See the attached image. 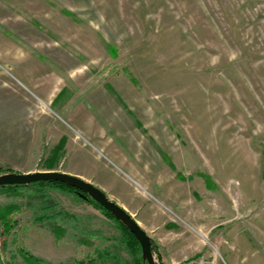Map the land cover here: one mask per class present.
<instances>
[{"label":"rangeland","instance_id":"1","mask_svg":"<svg viewBox=\"0 0 264 264\" xmlns=\"http://www.w3.org/2000/svg\"><path fill=\"white\" fill-rule=\"evenodd\" d=\"M44 170L156 264H264V0H0V175ZM0 207V264H147L70 188Z\"/></svg>","mask_w":264,"mask_h":264},{"label":"water","instance_id":"2","mask_svg":"<svg viewBox=\"0 0 264 264\" xmlns=\"http://www.w3.org/2000/svg\"><path fill=\"white\" fill-rule=\"evenodd\" d=\"M38 181H59L68 184L76 188L77 193L81 197H90L102 205L136 236L142 249L144 262L147 264H156L152 251V238L124 207L111 200L103 190L91 182L72 173L58 170H44L29 173L10 172L0 175V186L28 185Z\"/></svg>","mask_w":264,"mask_h":264},{"label":"trees","instance_id":"3","mask_svg":"<svg viewBox=\"0 0 264 264\" xmlns=\"http://www.w3.org/2000/svg\"><path fill=\"white\" fill-rule=\"evenodd\" d=\"M29 186H37V187H40V186H55V187H60V188H70V189H72L73 191H75L76 193H77V191H76V188H74L73 186H70V185H68V184H65V183H62V182H59V181H38V182H34V183H31V184H28ZM28 185H4V186H0V187H4V188H18V187H24V186H28ZM78 194V193H77ZM84 198V197H83ZM85 200H87V201H90V202H93V203H95V204H97V205H99L100 207H102L103 209H105L102 205H100L99 203H97L96 201H94L92 198H90V197H88V198H84ZM105 211L107 212V214L110 216V217H113V218H115V216L114 215H112L107 209H105ZM10 213H11V209L10 208H4V207H0V220H1V222L3 223V225H4V229L5 230H9V221H10V219H9V215H10ZM116 219V221H118V223L120 224V225H122L123 227H124V229L127 231V233L128 234H130L131 236H133L136 240L135 241H137L138 242V240H137V238H136V236L120 221V220H118L117 218H115ZM57 229V228H56ZM8 232V231H7ZM6 232L4 231V234H5ZM139 243V242H138ZM153 245H154V241H152V249H154L153 248ZM24 256L26 257V259H28L29 258V256L28 255H26V254H24ZM29 260V259H28Z\"/></svg>","mask_w":264,"mask_h":264},{"label":"built area","instance_id":"4","mask_svg":"<svg viewBox=\"0 0 264 264\" xmlns=\"http://www.w3.org/2000/svg\"><path fill=\"white\" fill-rule=\"evenodd\" d=\"M173 264H217L215 258L210 256H195L192 258H187L182 261L175 262Z\"/></svg>","mask_w":264,"mask_h":264}]
</instances>
